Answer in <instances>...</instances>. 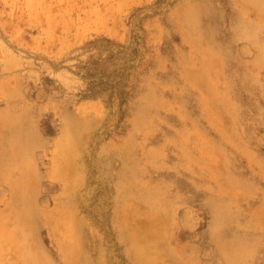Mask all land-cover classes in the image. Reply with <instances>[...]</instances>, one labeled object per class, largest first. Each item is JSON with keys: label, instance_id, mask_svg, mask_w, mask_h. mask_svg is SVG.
Listing matches in <instances>:
<instances>
[{"label": "rangeland", "instance_id": "obj_1", "mask_svg": "<svg viewBox=\"0 0 264 264\" xmlns=\"http://www.w3.org/2000/svg\"><path fill=\"white\" fill-rule=\"evenodd\" d=\"M0 264H264V0H0Z\"/></svg>", "mask_w": 264, "mask_h": 264}]
</instances>
